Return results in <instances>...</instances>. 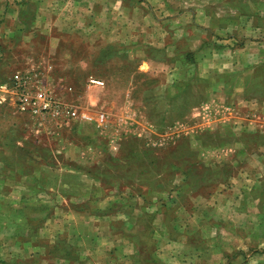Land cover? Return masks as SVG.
<instances>
[{"label": "rangeland", "instance_id": "1", "mask_svg": "<svg viewBox=\"0 0 264 264\" xmlns=\"http://www.w3.org/2000/svg\"><path fill=\"white\" fill-rule=\"evenodd\" d=\"M0 38L93 119L0 113V264H264V0H0Z\"/></svg>", "mask_w": 264, "mask_h": 264}, {"label": "built area", "instance_id": "2", "mask_svg": "<svg viewBox=\"0 0 264 264\" xmlns=\"http://www.w3.org/2000/svg\"><path fill=\"white\" fill-rule=\"evenodd\" d=\"M88 82L93 86L103 85L99 80ZM70 90L66 88V92ZM6 109L28 116L37 126L48 124L54 133L70 128L80 119L90 120L89 116L79 114L76 107L64 102L48 85L46 73L36 69L15 71L0 83V112Z\"/></svg>", "mask_w": 264, "mask_h": 264}, {"label": "crops", "instance_id": "3", "mask_svg": "<svg viewBox=\"0 0 264 264\" xmlns=\"http://www.w3.org/2000/svg\"><path fill=\"white\" fill-rule=\"evenodd\" d=\"M0 40H1V38H0ZM49 56H46V57H42L41 59H40V61H39V63H38V67H36V70L37 71H44L45 73H46V75L47 74H49V72H50V70L52 69V67H54L55 65L54 64H52V62L50 63V58H48ZM28 68L26 67L24 70H27ZM35 69V68H34ZM61 71H62V73H65L66 75H68V74H70L68 71H66L65 69H61ZM103 83V82H102ZM49 86H51V88L53 89V90H55V92L59 95V97L64 101V102H66V103H68V104H70V105H72L73 107H77L76 106V104H75V101H74V88L71 86V85H69V86H67V87H70L71 88V90H70V92L68 93V92H66V88L67 87H62L63 89H61L60 87H58L59 85H57V84H55V85H50L49 84ZM5 111H9V112H11V113H14V114H17V113H15V112H13L11 109H6V110H3V111H1L0 113H5ZM17 115H19V114H17ZM20 116H22V115H20ZM22 117H24L25 119H26V121H28V123H29V125H31L30 126V129H31V131L30 132H32V136L34 137V138H38V139H42V138H45L46 140H50V139H54V138H61V136H59L58 134H54V132H52V129H51V127H50V125H48V124H46V123H44V124H42V125H40V126H37V125H35V122L33 121V120H31L28 116H26V115H24V116H22ZM90 118V120L89 121H92L93 119L91 118V117H89ZM102 119H103V116H102ZM88 121V122H89ZM75 125L76 124H78L79 122L78 121H76V122H73ZM24 135H25V133H24ZM39 136H41V137H39ZM58 136V137H57ZM28 137V135L27 136H25V138H27ZM54 137V138H53ZM55 146V145H54ZM53 146V147H54ZM56 147V146H55ZM55 147H54V149H55ZM56 151V153H59L60 151H58V150H55ZM71 151V154H72V150H70ZM60 154V153H59ZM65 154V153H64ZM76 155H78V154H76ZM76 155H74V153H73V155L72 156H76ZM82 157V155H79V157H77L78 158V160L80 159ZM72 158H74L75 159V157H72Z\"/></svg>", "mask_w": 264, "mask_h": 264}, {"label": "trees", "instance_id": "4", "mask_svg": "<svg viewBox=\"0 0 264 264\" xmlns=\"http://www.w3.org/2000/svg\"><path fill=\"white\" fill-rule=\"evenodd\" d=\"M6 80H7V79H6ZM4 81H5V80H3V81H0V83H1V82H4Z\"/></svg>", "mask_w": 264, "mask_h": 264}]
</instances>
